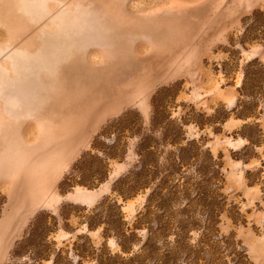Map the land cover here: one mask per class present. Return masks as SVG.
Segmentation results:
<instances>
[{"label":"rangeland","instance_id":"obj_1","mask_svg":"<svg viewBox=\"0 0 264 264\" xmlns=\"http://www.w3.org/2000/svg\"><path fill=\"white\" fill-rule=\"evenodd\" d=\"M1 208L3 264H264V0H0Z\"/></svg>","mask_w":264,"mask_h":264},{"label":"crops","instance_id":"obj_2","mask_svg":"<svg viewBox=\"0 0 264 264\" xmlns=\"http://www.w3.org/2000/svg\"><path fill=\"white\" fill-rule=\"evenodd\" d=\"M20 223L22 219L16 213L0 209V264L7 260L12 241L10 236L18 231Z\"/></svg>","mask_w":264,"mask_h":264},{"label":"trees","instance_id":"obj_3","mask_svg":"<svg viewBox=\"0 0 264 264\" xmlns=\"http://www.w3.org/2000/svg\"><path fill=\"white\" fill-rule=\"evenodd\" d=\"M253 61H257L256 59H253Z\"/></svg>","mask_w":264,"mask_h":264}]
</instances>
